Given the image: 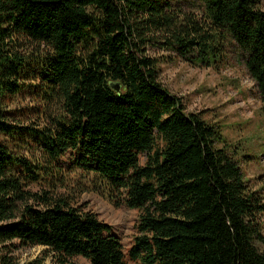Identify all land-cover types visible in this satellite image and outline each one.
I'll return each instance as SVG.
<instances>
[{
  "label": "trees",
  "instance_id": "1",
  "mask_svg": "<svg viewBox=\"0 0 264 264\" xmlns=\"http://www.w3.org/2000/svg\"><path fill=\"white\" fill-rule=\"evenodd\" d=\"M232 54L264 103L263 0H0V264H264V190L161 75ZM69 151L139 211L127 253L65 182Z\"/></svg>",
  "mask_w": 264,
  "mask_h": 264
},
{
  "label": "rangeland",
  "instance_id": "2",
  "mask_svg": "<svg viewBox=\"0 0 264 264\" xmlns=\"http://www.w3.org/2000/svg\"><path fill=\"white\" fill-rule=\"evenodd\" d=\"M264 3V0H263ZM162 80L169 90L181 96L189 112H202L203 117L218 125L225 143L236 150L237 159L246 179L257 189L264 190V103L260 100L254 81L244 66L232 54L230 63L220 70L194 67L182 60L161 63ZM39 156V155H38ZM144 164L146 155L140 156ZM75 153L69 151L61 158L63 176L68 186L81 187L80 200L112 226L125 252L137 235L139 211L126 206L116 207L106 197L91 189L89 177L74 167ZM66 192L65 188H62ZM264 250V244L261 245ZM45 247L21 249L23 262L45 257ZM74 264H90L82 257L71 258ZM45 264H54L50 254Z\"/></svg>",
  "mask_w": 264,
  "mask_h": 264
}]
</instances>
